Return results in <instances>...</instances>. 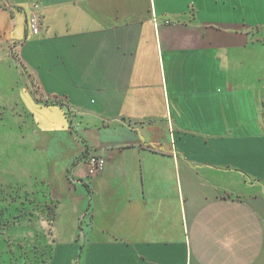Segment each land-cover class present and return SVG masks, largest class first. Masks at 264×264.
Masks as SVG:
<instances>
[{
  "label": "crops",
  "instance_id": "crops-1",
  "mask_svg": "<svg viewBox=\"0 0 264 264\" xmlns=\"http://www.w3.org/2000/svg\"><path fill=\"white\" fill-rule=\"evenodd\" d=\"M236 16L237 0H0V92H24L49 264H264V135L236 85L251 44Z\"/></svg>",
  "mask_w": 264,
  "mask_h": 264
},
{
  "label": "rangeland",
  "instance_id": "rangeland-1",
  "mask_svg": "<svg viewBox=\"0 0 264 264\" xmlns=\"http://www.w3.org/2000/svg\"><path fill=\"white\" fill-rule=\"evenodd\" d=\"M236 19L251 38L246 69L237 71L236 85L257 96L252 116L264 135V0H237ZM20 94L0 92V264H49L58 243L51 234L53 201L37 176L36 147L24 144V133H30L24 120L31 118L24 114ZM57 264L64 259L58 257Z\"/></svg>",
  "mask_w": 264,
  "mask_h": 264
},
{
  "label": "built area",
  "instance_id": "built-area-1",
  "mask_svg": "<svg viewBox=\"0 0 264 264\" xmlns=\"http://www.w3.org/2000/svg\"><path fill=\"white\" fill-rule=\"evenodd\" d=\"M28 27L32 34L37 35L40 32V15L39 6L34 5L32 7V12L29 17ZM89 174L94 175L100 172L105 167V160L99 156H93L88 160Z\"/></svg>",
  "mask_w": 264,
  "mask_h": 264
},
{
  "label": "trees",
  "instance_id": "trees-1",
  "mask_svg": "<svg viewBox=\"0 0 264 264\" xmlns=\"http://www.w3.org/2000/svg\"><path fill=\"white\" fill-rule=\"evenodd\" d=\"M37 91V90H36ZM36 93V98L38 99V102H42L39 98L38 95L41 96V92H35ZM45 105L46 106H49V105H57V106H60V107H66L68 110L67 114H69V107H68V104H67V101L65 98L63 97H59V96H54L53 98H48L44 101Z\"/></svg>",
  "mask_w": 264,
  "mask_h": 264
}]
</instances>
